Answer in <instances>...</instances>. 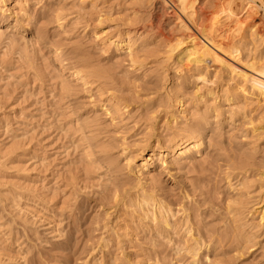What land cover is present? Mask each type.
Returning <instances> with one entry per match:
<instances>
[{
    "label": "bare ground",
    "instance_id": "obj_1",
    "mask_svg": "<svg viewBox=\"0 0 264 264\" xmlns=\"http://www.w3.org/2000/svg\"><path fill=\"white\" fill-rule=\"evenodd\" d=\"M166 1L155 6L151 25L161 32L159 24L162 21L170 23L174 19L180 21L182 17L185 22L181 25L187 30L175 42L165 35L160 39L166 42L163 52L172 56L166 68L172 67L176 75L170 77L169 88L164 87L166 75L163 72V77L161 74L151 76L138 86L140 89L124 94V80L110 76L108 69L91 65L79 53L61 52L58 44H48L59 69L69 73L71 80L77 83L81 80L87 87L95 89L94 94L102 102L98 105L104 113L111 120L119 119L124 123L111 129L102 127L96 116L97 109L87 108L72 84L66 81L61 84L58 101L66 104L69 110L73 133H77L79 139L86 143L84 148L89 164L98 165L96 169H101L103 175L98 190H94L90 196L75 193L72 195L74 201L67 205L69 216L84 215L90 207L94 209L95 215L91 217L94 225L83 232L84 236L90 238L91 231H104L107 228L109 236L116 239L130 240L133 236L142 240L150 246L146 249L150 254L156 256L165 253L169 258L167 261L164 259L165 264H179L184 257L175 261L173 257L187 254L189 264H201L208 255H227L234 241H248L255 237L251 230L243 229L240 216L244 214L241 208H251L249 194L252 188H264V149L261 157L256 156L260 150L255 144L264 134V112L252 115V109L244 100H255L259 105L264 103V51L254 48L257 47L256 42L264 44V30L255 25L247 30V35L226 44L219 41L223 37L216 40L213 36L218 15L210 19L202 10L210 0H176L179 10L173 2ZM249 2L260 3L264 11V0H245L244 3L250 6ZM7 3L10 1L0 0V26L8 24L5 29L0 28V46L10 49L11 44L14 47L15 43L21 45L26 41L13 33V30L22 33L24 28L18 19L19 11L13 15L12 21L8 20L9 9L4 8ZM15 3H12L13 7ZM21 3L20 6H23L25 2ZM49 11L55 13L53 8H49ZM223 11H227L222 14L227 19L234 15L231 2L226 4ZM63 18L48 19V23ZM193 19L199 23L208 19L209 23L197 24ZM235 19L237 22L239 18ZM144 26L130 28L122 35L116 33L114 37L102 40L103 44L115 55L125 49L130 51L132 43L149 32H145ZM248 44H252L253 49L250 48L245 56V71L236 70L233 64H240V59L244 58L242 48ZM127 55L130 56V52ZM19 59L29 61L30 56L25 53L19 55ZM130 61L137 62L134 57ZM208 61L216 65L210 69ZM141 90L143 93H139ZM233 124L234 128L250 133L252 140L239 143L240 147L232 149L230 154L220 152L222 148L215 143V138L221 136L224 125ZM208 133L211 134L206 142ZM127 135L128 138L135 137L136 148L127 154L126 163L119 164L116 155L119 151L115 153V150L120 142L122 152L128 149L124 143ZM263 142L264 138L260 144ZM208 148L216 152L211 158L212 164H209L216 166V170L208 167L210 173L216 172V177L226 183L237 179L240 188L229 186L220 191L214 183L210 190H204L202 185L205 180L202 176L190 177L188 182L185 181L184 175L180 174L185 169L194 170L197 166L200 171L205 169V165H197V161ZM135 160L138 163L135 162L133 168L137 169L139 176L132 179L123 171H131V162ZM220 171L223 173L220 174ZM164 176L177 190L176 194L166 190ZM68 184L73 187V182ZM88 197L93 202L92 206L82 202L83 198ZM110 216L113 218L110 219ZM89 217L88 214L85 218ZM258 218V227L262 228L259 236H262L264 249V205L259 209ZM17 233L11 230L8 234ZM160 239L167 242L164 249L160 248ZM222 261L214 258L211 264Z\"/></svg>",
    "mask_w": 264,
    "mask_h": 264
},
{
    "label": "rangeland",
    "instance_id": "obj_2",
    "mask_svg": "<svg viewBox=\"0 0 264 264\" xmlns=\"http://www.w3.org/2000/svg\"><path fill=\"white\" fill-rule=\"evenodd\" d=\"M9 1L4 6L9 9L8 20L12 21L13 15L19 11L18 19L24 28L22 33L14 30L13 33L23 37L26 44L15 43L14 47L11 44L10 49L0 46V264H165L164 259L169 260L165 253L156 256L150 254L146 250L150 246L137 237L132 236L130 240L116 239L109 236L107 228L104 231L87 232L90 238L84 236L83 232L94 225L91 220L95 215L93 208L90 207L84 215L79 213L69 216L67 204L74 201L72 195L90 196L99 189L103 175L101 169H96L98 165L89 164L84 148L86 143L79 139L77 133H73L69 110L66 104L58 101L61 84L64 81L72 84L81 102L87 108L97 109L96 116L102 127L111 129L124 123L119 119L111 120L104 113L98 105L102 102L94 94L95 89L87 87L81 80L78 83L71 80L69 73L59 69L48 44H58L61 52L79 53L91 65L108 69L110 76L124 80V94L140 89L138 86L151 76L161 74L163 77V72L166 75L164 87L169 88L170 77L176 75L172 67L166 68L172 56L163 52L166 42L160 39L163 35L172 42L181 38L187 32L181 25L184 19L181 17L182 20L174 19L170 23L162 21L159 24L161 32L154 29L151 22L155 6L166 0H22L25 2L23 6H20L22 1ZM169 1L179 10L176 0ZM209 2L202 10L210 19L218 15L213 31L216 40L223 37L219 41L229 44L247 35V30L255 25L264 30V11L260 3L249 2L251 5L247 6L245 0ZM228 2H231L234 15L227 19L222 16L227 11H221ZM12 3H15L14 7ZM164 5L167 8V4ZM49 8H53L55 13L52 14ZM58 16L64 18L48 23V19L54 20ZM237 17L239 19L236 22ZM208 21L205 19L196 23L207 25ZM7 25L4 23L0 28L5 29ZM141 25H145V32H149L132 43L130 51L125 49L115 55L103 44L102 40L107 37H114L116 33L122 35L128 29ZM256 44L255 50L264 51V44ZM250 48L253 49L252 44L242 48L244 58L240 59L239 65L233 64L236 70L245 71V56ZM25 53L30 56L29 61L19 59V55ZM131 57L136 58L137 62H131ZM228 62L232 63L230 60ZM207 64L211 66L210 69L216 65L210 61ZM115 93L119 94L117 91ZM139 93H143V90ZM244 103L252 109L254 116L264 112L263 102L259 105L255 100H244ZM220 133L215 143H219L222 148L220 152L228 154L232 149L239 148V143L252 140L250 133L234 128V124L224 125ZM128 136L124 140L128 149L122 152L123 145L120 142L115 150V153L119 151L116 154L119 164L126 163L127 154L136 148L135 137ZM263 138L264 134L255 143L260 150L256 153L259 157L264 149V142L260 144ZM215 153L208 148L198 157L197 165H205L202 171L197 166L194 170L185 169L180 174L184 175L186 182L190 177L202 176L205 180L202 185L204 190H210L214 183L220 191L229 186L240 188L237 179L226 183L216 177V172L210 173L208 167L216 170V166L209 165ZM135 162L138 163L136 160L131 162V171H123L132 179L139 176L137 169L133 168ZM162 178L166 190L176 194L177 190L173 189L168 177ZM69 182H73V187ZM82 202L93 205L90 197L83 198ZM263 205L264 188H252L249 194L251 208H241L244 214L240 216V221L244 223L243 229L251 230L255 237L248 241H234L227 255H208L201 264H211L214 258L216 261L223 260L220 264H262L264 249L262 236H259L262 228L258 227V214ZM88 214L90 217L86 219ZM51 215L54 218H50ZM11 230L18 233L9 235ZM159 241L160 248L164 249L166 240ZM252 243L254 245L248 248ZM188 257L187 254L173 258L174 261L183 258L179 264H189Z\"/></svg>",
    "mask_w": 264,
    "mask_h": 264
}]
</instances>
